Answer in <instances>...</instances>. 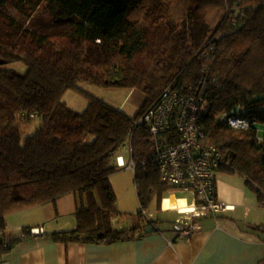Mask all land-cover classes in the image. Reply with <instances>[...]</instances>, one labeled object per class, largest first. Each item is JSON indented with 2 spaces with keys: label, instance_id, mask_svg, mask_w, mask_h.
Masks as SVG:
<instances>
[{
  "label": "trees",
  "instance_id": "16d2710c",
  "mask_svg": "<svg viewBox=\"0 0 264 264\" xmlns=\"http://www.w3.org/2000/svg\"><path fill=\"white\" fill-rule=\"evenodd\" d=\"M43 10L62 29L25 25ZM0 58L1 234L10 214L72 193L76 227L52 232L55 241L112 243L156 228L146 210L176 187L152 158L149 124L136 122L168 88L203 94V142L222 149L219 173L244 176L264 204V131L252 128L264 123V0H0ZM16 62L26 72L6 66ZM83 80L136 89L145 100L133 117L94 97L75 111L63 94ZM235 112L251 126L230 125ZM178 139L171 131L163 141ZM129 140L142 210L139 223L118 227L112 159ZM30 234L25 227L0 240V252Z\"/></svg>",
  "mask_w": 264,
  "mask_h": 264
},
{
  "label": "crops",
  "instance_id": "0c3cea01",
  "mask_svg": "<svg viewBox=\"0 0 264 264\" xmlns=\"http://www.w3.org/2000/svg\"><path fill=\"white\" fill-rule=\"evenodd\" d=\"M118 157H122L119 163L124 161L122 155ZM172 196L175 205L165 206ZM216 198L225 210L215 217L199 218L196 229L188 235L182 234L181 226L195 195L179 188L150 207V219L158 217L164 223L162 228L159 225L135 238L112 243L55 241L50 237L52 232L76 227L77 196L72 193L10 214L8 229L0 233V240L11 241L25 227L31 234L9 251L0 252V264H264V204L247 186L246 178L238 173H219ZM174 219L176 225L169 226ZM10 229L15 233H5Z\"/></svg>",
  "mask_w": 264,
  "mask_h": 264
},
{
  "label": "built area",
  "instance_id": "2783aa9c",
  "mask_svg": "<svg viewBox=\"0 0 264 264\" xmlns=\"http://www.w3.org/2000/svg\"><path fill=\"white\" fill-rule=\"evenodd\" d=\"M204 110L205 99L201 92L185 93L168 88L157 105L136 122L150 126L154 142L151 155L162 180L176 189L189 190L195 195V203L187 213V220L183 224L181 222V232L187 235L196 229L199 218L216 216L226 208L216 198L217 176L225 160L224 153L219 145L203 142L205 133L199 117ZM227 122L236 128L251 126L246 118L236 112L228 116ZM171 131L178 134V142L163 141L165 133ZM120 164L124 165V161L121 160ZM129 167L135 170L133 159Z\"/></svg>",
  "mask_w": 264,
  "mask_h": 264
},
{
  "label": "rangeland",
  "instance_id": "374dc122",
  "mask_svg": "<svg viewBox=\"0 0 264 264\" xmlns=\"http://www.w3.org/2000/svg\"><path fill=\"white\" fill-rule=\"evenodd\" d=\"M11 12L17 16L16 11L11 9ZM25 23L26 26L36 31H43L46 29L52 30L53 27L57 28L58 26L59 29H62L60 28L62 25H54L52 23L49 14L45 10L36 12L30 19L25 20ZM146 62L147 61L142 59L141 63L138 62V64L146 66ZM6 66L16 68L23 73L27 70V65L23 62L10 63ZM91 97L98 98L120 108L133 117L139 112L145 95L139 90H132L127 87H107L83 80L78 83L77 89L71 88L65 91L63 94V101L73 110L81 112L87 107ZM226 118L228 117H225V119ZM36 126H38V121L35 120L29 132H34ZM119 155L123 156L124 165L119 163ZM132 159L133 155L130 141L121 146L112 159V162L118 165L117 171L111 175L110 179L117 194L116 208L119 214L115 218V224L119 227H132L140 222L139 211L142 210V206L136 190L134 171L128 167V165L132 163ZM146 214L149 216L150 211L146 210ZM218 215L219 214L216 216ZM205 217L209 216H203L202 219ZM211 217L215 216L212 215ZM155 218V220L160 221L157 219L158 217ZM175 220L176 219L168 222L169 226H175ZM12 223H14V221H12ZM162 224L164 223L158 222L157 226L159 227L160 225L162 228ZM5 233L14 234L15 232L10 229L9 232L6 231Z\"/></svg>",
  "mask_w": 264,
  "mask_h": 264
},
{
  "label": "water",
  "instance_id": "95a60500",
  "mask_svg": "<svg viewBox=\"0 0 264 264\" xmlns=\"http://www.w3.org/2000/svg\"><path fill=\"white\" fill-rule=\"evenodd\" d=\"M5 63H6V61L4 59L0 58V65H3ZM252 128L264 131V123L254 122L252 124ZM152 229H154V227L150 226V227L146 228L145 231H150Z\"/></svg>",
  "mask_w": 264,
  "mask_h": 264
},
{
  "label": "bare ground",
  "instance_id": "6f19581e",
  "mask_svg": "<svg viewBox=\"0 0 264 264\" xmlns=\"http://www.w3.org/2000/svg\"><path fill=\"white\" fill-rule=\"evenodd\" d=\"M175 205V198H174V196H172V198H170V199H166V201H165V206H169V205Z\"/></svg>",
  "mask_w": 264,
  "mask_h": 264
}]
</instances>
